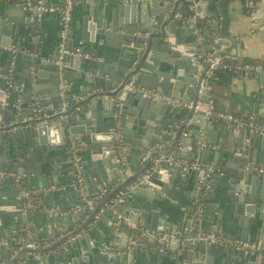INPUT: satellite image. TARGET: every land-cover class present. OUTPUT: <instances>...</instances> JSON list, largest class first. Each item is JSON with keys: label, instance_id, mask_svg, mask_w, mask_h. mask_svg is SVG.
<instances>
[{"label": "water", "instance_id": "1", "mask_svg": "<svg viewBox=\"0 0 264 264\" xmlns=\"http://www.w3.org/2000/svg\"><path fill=\"white\" fill-rule=\"evenodd\" d=\"M50 1L0 0V141L9 143L11 139L27 136L36 141L31 144V150L30 146L25 149L27 146L24 145L25 150L21 151L13 162L10 161L9 155L5 154L4 160L0 161V178L15 182L19 176L27 188L31 180H38V187L47 189L44 193H49L53 191L48 190L49 184L60 183L57 175L61 165L71 164L75 156H80L86 151H89L94 159L101 160L106 168L118 169L115 142L117 130H121L125 152L131 154L135 149L140 159L146 157V163L120 187L137 179L138 184L132 190L134 194L157 200L165 199L163 187L167 184L172 188L174 183L178 184L181 179L186 187L190 175L194 172L193 164H198L190 200L196 196H213L216 184L219 183L222 186L221 195L228 196L226 203L234 205L237 213H245L250 219L249 226L240 223L237 238L252 240L250 233L253 231L255 241H263L264 170L260 171L256 166H264V135L257 136L230 129L229 134L232 137L243 133V142H234L231 151L224 155V166L219 168L216 163L203 162L205 153L211 152L208 148L202 152L203 155H199L197 161L193 160V164H185V161L192 159L186 155L189 140L185 138L184 147L178 144V140L185 124L195 115L192 109L185 124L175 134L170 149L155 148L156 144L167 143L161 132L170 129L175 123L172 111L176 108L161 96L179 98L187 102L196 101L200 82L209 66V63L206 64L203 71L196 76L190 71V66L182 61L184 53L168 49L169 46H178L172 42L176 28L181 26V32L187 37L186 43L196 42L195 46H189L185 51L198 50L199 54V48L203 46L206 53H209L215 44L225 46V41H228L235 48V52L221 50L220 54L236 58L240 46L228 33L227 8L220 6L215 12L210 9L207 0H202L203 4H206L207 14L216 18L214 24L205 28L204 45L202 36L194 33V30H187L186 26L174 19L178 3L172 6L173 0H135L128 3L82 0L85 7L89 5V9L80 31L75 35L76 38L68 43L65 38L50 53L41 38L44 17L50 14L39 8L50 7ZM108 2L117 6H110ZM257 9L256 5L252 13ZM186 22L194 26L201 24L193 18ZM209 28H220V33L210 35ZM69 35L72 37V32ZM37 43L39 46L33 47L32 44ZM29 44L30 48L27 50L25 47H29ZM153 46L159 48L155 49ZM151 51L162 58L163 62L159 68L143 67ZM140 52L142 59L134 66ZM86 53L90 56H85ZM73 80H79L78 83L82 87L77 90L78 93L81 96L87 95L74 105L71 104L73 94L69 92ZM132 80L135 81L134 90L125 89V85ZM7 91L10 92V97L6 98L7 105L3 106ZM64 91L71 112L63 123L9 130L12 123H20L23 117H33L36 106L42 109L43 114H53L60 110L64 102ZM144 91L157 93L159 97L144 96ZM192 92L195 93L194 98H188ZM21 95L23 101L19 103ZM113 96L123 103L119 110L111 100ZM259 97H263L261 91ZM16 104L19 106H14ZM78 105L81 109L72 113L73 108ZM260 107L264 109V104ZM231 109L233 111V108ZM246 139H249V144L245 143ZM61 152L66 155L64 160H60ZM157 157H161L160 161L154 165ZM116 171V177L120 176L121 172ZM11 172L15 175H8ZM47 172L50 175L49 183L44 176ZM102 205L99 204L91 212L85 226L94 220ZM204 206V203L200 204V207L194 203L188 206L184 211L187 219L178 220L176 223L168 222L166 216L162 217L159 206L148 211L135 209L134 212L140 214L138 221L141 226L176 236V246L169 245L172 249H178V255L172 263L216 264L215 261L220 258V264H226L229 249L203 239L207 233L216 231V228L204 227L203 214L199 211V208ZM119 210L123 216H127L133 209ZM107 212L113 214L114 220L110 239L98 240L97 243H92V249L81 252L76 249V240L73 241L74 254L66 258L65 264H133L136 251H127L130 229L112 208H108ZM24 218L26 222L27 216ZM100 220L105 222V217H100ZM85 226L66 234L44 251H50L69 241L83 231ZM124 229L127 234H123ZM118 233L122 235L119 247L114 244ZM147 242H154V238H149ZM27 250H21L4 264H14L21 253ZM162 254L158 252L159 258H162ZM256 256L257 254L242 255L240 260L242 264H255Z\"/></svg>", "mask_w": 264, "mask_h": 264}, {"label": "crops", "instance_id": "2", "mask_svg": "<svg viewBox=\"0 0 264 264\" xmlns=\"http://www.w3.org/2000/svg\"><path fill=\"white\" fill-rule=\"evenodd\" d=\"M63 2L64 0H51L50 5L58 6ZM108 3L110 4V6H117V4H113L110 2ZM207 3H211V1H207ZM179 4L182 3H178L176 13H185L180 9ZM214 5V7L210 6V9L215 12L218 11V8L220 6L227 8L229 16L228 33L236 39L240 46L238 56L236 58L230 56L231 61L237 63L247 62L250 60L264 61V0H257L258 9L255 13H252V11L250 13L245 11L243 0H232L228 4H225L223 0H215ZM88 9L89 5L85 7L82 0H80L74 7L72 21L68 30V35L66 37L67 43L72 41L73 38H76L75 35L78 34V31H80L82 27ZM212 18L213 19L211 24H214L216 22V18ZM174 19L178 20L180 23H182V25L186 26L187 30H190L191 32L192 30H194V33L202 36L204 38L202 39V42L204 45L206 44L205 28L208 26L201 28L200 26L188 24L186 21L191 18L182 20L174 17ZM41 32L42 42L46 46V49H48L50 53H52L54 48L60 45L63 40L61 36L62 21L60 17L57 14H50L48 16H45ZM70 32H72L73 34L72 37L71 35H69ZM208 33L213 36L218 35L220 33V28H209ZM174 36L175 37L172 39V42L176 43L178 46L177 48L169 46L168 49L172 52L184 53L182 61L186 62V64L190 66V71L197 76L203 71L207 64L203 60V58L207 56V54H209L213 49L209 53H206V50L203 48V46H201L202 49L199 48V54L198 50H190L189 52L185 51L184 49H186L187 47L195 46L196 42L186 43L185 39L187 37L185 33L181 32V26H178L176 28ZM224 44L228 52H235V48L228 41H225ZM32 45L33 47L39 46L38 43ZM25 48L29 50L30 44L29 47ZM153 48L157 49L159 47L153 46ZM84 55L88 57L90 56V54L88 53ZM141 56V52L138 53L139 59L141 58ZM225 56L229 55L225 54ZM194 59H196L197 61L195 62ZM162 62L163 61L161 56L151 51L147 56L143 67L147 69L153 66H155V68H159ZM211 80L212 90L218 108L222 110H228L237 114L255 113L259 117V119L264 122V109L260 107L262 104H264L263 74L245 76L233 70L220 69L215 72ZM78 81L79 80H73L71 82V91H69L71 94H73L72 102L74 104L76 102V98L81 96L77 91L81 90L82 88ZM260 91L263 94V97H259ZM63 93H65L67 99L66 92L64 91ZM194 95L195 93L192 92V94L188 95V98L190 96L194 98ZM86 96L87 95H84V98ZM20 98H23L22 95L20 96ZM175 108L176 109L172 111V118L175 120L174 125L170 127V129L161 132L162 138H165L167 143L156 144V149H170L171 145L174 142L175 134L177 133L179 128L185 124V121L189 117L190 110L183 109L182 111H180V109L182 108ZM231 108H233V111H231ZM28 115H30V113H28ZM229 130L230 128L225 126L224 123L213 121L206 122L205 137L209 142L216 143L218 145V149H211L210 153H205V156H203L202 158L203 162L206 161L209 164L216 163L219 168L226 164L224 155L231 151L234 142H243V133L240 135L236 134L234 137H232L229 134ZM185 133H187V135H184ZM254 135L261 136L258 134ZM185 138H188L189 140V146H187L188 151L186 155L192 157L190 161H185V164H193V160L197 161L199 159V155L202 154L203 151H206L205 148L200 145V125L196 122V115H194L193 118L185 124L181 136L178 140V144L180 146H186V144H184ZM35 143V139L30 138V136L11 139L9 140V143H7L6 141H0V161L4 160L5 154H7L10 157V161L13 162L14 159L18 157L21 151H24L26 148L29 149V146L31 150V144ZM245 143L249 144V139H246ZM24 145L27 146L25 147V149ZM127 155L130 158L133 175L139 172L142 169H139V167H143L146 162L138 157L135 149L131 154ZM65 156L66 155H64V153L62 154L61 152L60 160H64ZM79 157H81L82 159L83 172L86 178V186L83 190H79L72 185L75 179L73 175L74 172L72 170V163L64 166L61 165L62 168L59 169L57 175L60 181L59 185L49 184L47 187L48 190H53L52 192L44 193V190L47 189L38 187V180H31L28 185L30 190H37V197L39 200V205H41V207L57 206L63 209L57 215L49 211H45L44 209L27 212L22 203V193L18 184L16 182H12L11 179L0 178L1 239L6 237L10 232H12L14 228L18 227L19 225H26L27 227L25 228H28L31 232L30 238L44 240L48 242L50 246L58 242L66 234L76 229L83 228L89 215L99 204H103L101 209H105L100 216L105 217V222H101L100 217L97 218L96 215L94 220L86 225L83 231L78 233L82 234V237L76 239V249L80 252L87 249H92V243H97L98 240L103 241L104 239H110V237L112 236L111 232L114 228L112 225L114 223L113 214L108 213L107 209L109 207L107 206V204L104 205L107 198L101 201L104 196L107 195V189H104L106 190V192L102 196L101 193L103 190L101 189L109 184L113 177H116V170L120 172L122 171L120 168L121 166L119 164L118 169L115 170L106 168L101 160L94 159L93 155L90 154L89 151L81 153ZM157 158L160 159L161 157ZM248 166L252 167L253 165ZM193 168L194 172L190 175L186 187L183 186L184 180L182 179L178 184L174 183L172 188H169L166 184L163 187L164 196L166 197L165 199L161 200L134 194L132 192L133 189H131L126 198L123 208L133 209L130 211V216L138 225L141 224L138 221L140 214H137L136 212H134V210L140 209L142 211H148L150 208H155L156 206L160 207V215L162 217H167L166 220L168 222L176 223L178 220L187 219L184 213L185 208L191 206L193 203L197 204V206L200 207V204L204 203L205 206L199 208L200 213L203 214V221L205 223L204 227L216 228V231L213 232H221L228 238L240 239L237 238L240 229V223L249 226L250 219L245 213H237L234 205H229L226 203L229 200L228 196L226 194L221 195L220 190L222 186L219 183L216 184V190L213 191V196H196L192 198V201L190 200V198L192 197L191 191L194 189L195 184L194 173L199 169V165L193 164ZM44 176L46 177V181L49 183V172L45 173ZM121 177V175L116 177L121 183L120 185L118 184L119 186L116 188V194L120 191V189H122L120 186L124 181H121ZM22 186L27 188V185H24L23 181ZM110 196L111 195L109 194L108 197ZM92 200H94V203L93 208L91 209L89 208V202H91ZM150 202L152 204H150ZM76 206H81L82 208L79 210H73L72 208ZM20 207H22V209ZM100 213L101 212L99 211V213L97 214ZM25 215L27 216L26 222L24 221ZM60 228L65 230V235H61ZM116 230H118V228ZM123 234H127V231L125 229L123 230ZM250 235L252 241H255V233L252 231ZM121 236V233H118L114 238V244L118 247L120 246L122 240ZM72 242L73 241L70 240L66 241L50 251H44V249L47 248L45 247L30 254L28 251L22 252L20 257L14 264H65L66 258L74 254L75 251V249L72 248ZM177 242L178 240L175 236L174 238H172V240H170L162 247L163 249H161V247L159 245H156L155 243L153 244L152 242H148L149 245H154L153 247L150 246L151 249H128L127 251H136L133 259V264H174L172 263V260L177 257L178 249H172L169 245L173 244V246H176ZM7 251H10L11 253V258L8 260H6ZM228 251L229 252L227 253L226 264H242L240 257H242V255L247 256V254L236 252L231 249H229ZM158 252L163 253L162 258H159ZM13 253L14 249H12V247L10 249L0 247V260L4 261V263L8 262L16 256L13 255ZM124 253L125 252H123V254ZM221 262L222 259L220 258L219 260L215 261L216 264H220ZM255 264H264V256L257 254Z\"/></svg>", "mask_w": 264, "mask_h": 264}, {"label": "built area", "instance_id": "3", "mask_svg": "<svg viewBox=\"0 0 264 264\" xmlns=\"http://www.w3.org/2000/svg\"><path fill=\"white\" fill-rule=\"evenodd\" d=\"M80 0H64L61 5L58 6H50L48 8L39 7L40 10H43L49 14H57L61 21H62V32L61 36L64 40L67 37L68 30L70 28V24L72 21V14L74 7ZM104 1H114L118 3H128L135 0H104ZM185 2L188 4L189 10L192 12L188 16L183 12H178L175 14V17L182 20H187L188 18H193L196 20L204 19L208 14L206 11V4H203L202 0H173L172 6L176 3ZM257 5L256 0H244V8L246 12H251L255 9ZM213 50L207 54L203 58V60L208 64V69L206 71L205 76L202 78L199 88H198V97L197 100L194 101H183L179 98H173L170 96H161L165 98L168 102H171L174 107L187 109V110H194L196 115V122L200 125V134L201 140L200 145L203 148H208L212 150L218 149V145L216 143L209 142L206 139V122L213 121V122H221L224 123L225 126L228 128L235 130V131H246L253 134L264 135V122L259 119V117L255 113H234L228 110H222L218 108L216 104V100L212 90V77L216 71L222 69H229L233 70L239 74H243L245 76H254L256 74H264V61H247L242 63L232 62L230 55L225 56V54H220L221 50H227L226 46H218L214 45ZM78 53V50H76ZM228 55V54H227ZM139 63V58H137L134 62V66H137ZM134 80L130 83L125 85V89L127 90H134ZM144 96L147 97H159L157 93H152L151 91H144ZM64 102L60 110H56L53 114L44 113L40 107L36 106L34 109V116H26L23 117L20 123H12L9 130L16 131L21 128H30V127H39L42 125L47 126H55L59 123H63L69 113L71 112L68 103L66 102V95L62 93ZM10 97V92L7 91L4 98L2 105H7L6 98ZM84 96H79L76 98V103L82 101ZM111 100L115 102L116 108L119 110L123 103L118 100L116 96L111 97ZM23 100L19 98V103ZM16 107L19 104L14 105ZM81 109V106H75L72 110V113H77ZM203 114H198V113ZM18 116V113H16ZM184 135H187L185 133ZM122 132L121 130H117L116 133V154L115 157L119 160L120 168H121V181L127 180L132 175L131 169V162L130 158L124 150V145L122 142ZM143 161H146V157H144ZM160 159L156 158L154 160V165L159 163ZM260 171L264 170V166H257ZM186 169V167H185ZM72 170L76 174V178L74 179L72 185L79 190H83L86 186V178L83 172V165L82 159L79 156H75L72 162ZM123 173V175H122ZM8 175H15V173H9ZM15 182L18 184L19 188L21 189L22 193V203L24 208L27 212H33L34 210L38 211L44 209L45 211H49L53 214H59L63 209L57 206L52 207H41L39 206V200L37 197V190H30V188H26L22 186V181L20 177L17 176ZM138 184V181L135 180L133 183L128 184L126 188L120 189V191L110 199L107 206L109 208L114 209L115 212L119 210L120 205H124L128 194L130 193L131 189H134L135 186ZM106 190H103L101 196L104 195ZM93 201V202H92ZM89 205V208H93L94 200H92ZM81 206H76L72 208L73 210L81 209ZM105 209H100V214H97V218L101 216ZM99 213V212H98ZM120 218L126 222L130 229V236H129V247L128 249H140V250H147L153 247L149 245L147 240L149 238H154V242L156 245H159L161 249L162 247L167 244L172 238L175 236L169 233H162L160 231L153 230L151 228H146L138 225L133 221L130 215L123 216L121 210L117 212ZM21 230L26 231L28 236H30V230L28 228H21ZM17 232V227L12 230L6 237L0 240V247H4L6 249H14L13 255H17L21 250L28 249L27 251L30 253H34L41 248H45L49 246V243L44 240L39 239H32L27 236H23L18 238L15 236ZM65 230L60 228L61 235H65ZM82 234H77L70 238V241H75L77 238H81ZM204 240L209 241L210 243H216L222 247L227 249L234 250L236 252H240L243 254L251 255V254H260L264 256V240L259 241H252V240H244V239H236V238H228L224 236L223 233L219 232H212L207 233ZM21 242L20 248H16L14 245L17 242ZM151 246V247H150ZM0 264H4V261L0 260Z\"/></svg>", "mask_w": 264, "mask_h": 264}, {"label": "trees", "instance_id": "4", "mask_svg": "<svg viewBox=\"0 0 264 264\" xmlns=\"http://www.w3.org/2000/svg\"><path fill=\"white\" fill-rule=\"evenodd\" d=\"M207 1H211V3H210V6H212V7H214L215 5H214V0H207ZM232 0H223V2L225 3V4H228L229 2H231ZM244 1V0H243ZM257 1V0H256ZM180 5V9L182 10V11H184L185 12V14L188 16L190 13H192L190 10H189V8H188V4L187 3H185V2H182V4H179ZM212 17L210 16V15H207L204 19H202V20H200V22H201V24H200V27L201 28H204V27H206V26H209L210 24H211V22H212ZM141 59L142 58H140V61H141ZM250 62H253V60H250ZM73 101V100H72ZM74 103L72 102V105H73ZM70 110H71V108H70ZM142 167H139V169H141ZM73 175H74V178H76V174L75 173H73ZM119 182V180H118V178H116V177H113L112 178V180L110 181V183L109 184H107L106 186H104L101 190H104V189H107V195H105L104 196V198L101 200V201H103L104 199H106L107 198V200L105 201V203H104V205H106V204H108L109 203V201H110V199L112 198V197H114L115 195H116V188L121 184L120 182ZM132 183V182H131ZM130 183V184H131ZM119 184V185H118ZM127 186V185H126ZM126 186H123V187H121L122 189H124V188H126ZM111 195L110 197H108V195ZM100 201V202H101ZM39 206H41V205H39ZM118 207H120V208H123L124 207V205H120V206H118ZM25 227H27L26 225H19L18 227H17V232L15 233V236H17L18 238H21V237H23V236H27V237H30V236H28V234H27V232L26 231H23V230H21V228H25ZM16 248H20V246H21V242L19 241V242H17L15 245H14ZM25 252V251H24ZM11 258V253H10V251H7L6 252V260H8V259H10Z\"/></svg>", "mask_w": 264, "mask_h": 264}]
</instances>
